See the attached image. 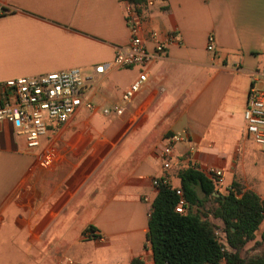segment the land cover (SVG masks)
<instances>
[{
    "label": "crops",
    "instance_id": "1",
    "mask_svg": "<svg viewBox=\"0 0 264 264\" xmlns=\"http://www.w3.org/2000/svg\"><path fill=\"white\" fill-rule=\"evenodd\" d=\"M131 1L141 0H0V104L10 81L103 66L91 102L125 107L119 117H84L81 109L50 125L35 150L0 122V264H154L146 240L152 182L167 178L179 188L177 172L188 167L221 171L219 194L238 182L264 200V148L246 135L243 120L252 91L264 100V0H153L139 11L143 39L151 48L148 32L155 31L176 42L146 68L117 69ZM142 72L146 81L124 105L121 94ZM172 135L182 140L164 170L159 151ZM47 152L54 159L42 168ZM81 160L84 170L73 174ZM50 177L51 194L71 180L53 205ZM84 212L89 218L74 223ZM261 234L264 221L255 241Z\"/></svg>",
    "mask_w": 264,
    "mask_h": 264
},
{
    "label": "built area",
    "instance_id": "2",
    "mask_svg": "<svg viewBox=\"0 0 264 264\" xmlns=\"http://www.w3.org/2000/svg\"><path fill=\"white\" fill-rule=\"evenodd\" d=\"M153 0H141L125 5L124 16L129 30V43L127 47L117 48L112 65L117 69L131 67L146 68L150 64L162 58L167 45L176 42L174 34H168L164 40H160L155 31H149L148 36L152 47L147 46L143 39V28L139 11L152 4ZM4 8L0 5V15ZM207 51L213 49V38L208 37ZM103 66H95L92 72L85 74L81 69L74 68L67 71L55 72L37 76L34 78H19L5 84V96L0 104V122L12 124L15 133L25 139L29 150L39 148L41 139L46 135L48 127L58 126L68 122L81 109L90 113L99 112L102 116L114 114L119 117L125 112L124 106L96 107L91 102V94L96 88L95 76L103 74ZM146 73L139 74L129 87L121 94L120 100L128 105L146 81ZM245 133L258 147L264 148V100L252 91L246 108L243 112ZM182 140L179 135H172L168 144L159 151V159L164 170L171 165V157L174 145ZM54 159L50 152L45 153L39 160L42 168L49 167ZM207 177L213 179L215 184L220 182L222 172L212 168L199 170ZM155 188L170 186L167 178L155 179L152 182ZM173 188V187H172ZM176 194L181 196L178 188ZM186 203L180 198L176 212L183 213ZM215 236L222 237L219 230L214 231ZM223 251L231 252L227 246ZM66 264H78L67 260ZM221 264H226L223 260Z\"/></svg>",
    "mask_w": 264,
    "mask_h": 264
},
{
    "label": "trees",
    "instance_id": "3",
    "mask_svg": "<svg viewBox=\"0 0 264 264\" xmlns=\"http://www.w3.org/2000/svg\"><path fill=\"white\" fill-rule=\"evenodd\" d=\"M177 178L181 196L170 186H159L148 214L146 240L154 264H264V234L255 241L264 200L238 182L219 194L212 180L191 167L179 170ZM180 198L186 203L183 213L175 210ZM217 229L222 237L215 236ZM252 241L254 249H262L250 255L245 247ZM224 245L231 252L223 251Z\"/></svg>",
    "mask_w": 264,
    "mask_h": 264
},
{
    "label": "rangeland",
    "instance_id": "4",
    "mask_svg": "<svg viewBox=\"0 0 264 264\" xmlns=\"http://www.w3.org/2000/svg\"><path fill=\"white\" fill-rule=\"evenodd\" d=\"M81 115H83L84 117H87L88 115H90V112L87 111V110H86V111H82ZM95 151H97V149H95ZM84 165H85V160H81L80 162H78V163H77V167H76V168L74 169V171H73V174H78V173L82 172V171L84 170V168H85ZM53 179H54V178H53ZM53 179L50 177V178L47 180V184H46V187H47V189H48L47 192H48V194L50 195L49 203H50L51 205H53L54 202L64 194V191H63L62 187H65V188L67 189V188L69 187V185H70V181H71V180L67 179V180H66V181L60 186V188H59V192H58V193H53V194H51V185H52ZM45 189H46V188H45ZM45 213H46V212L44 211V209H42V215H41V217H43ZM20 215H21V217H22V216H23V213L20 214ZM89 216H90V215L88 214V212H86V213L84 212L83 215H80V216L77 217V218L80 219V221L74 219V223H80V222H83V223H84L85 219H86V218H89ZM40 219H41V218H40ZM35 220H36V218L33 219V227H34V225L36 224V221H35ZM217 230H219V229H217ZM251 246H252V244L247 245V247L245 248V251H246L247 253H249L250 255L256 254L255 252H251V251H250ZM56 248L59 249V246L56 247ZM252 249H254V243H253V247H252ZM261 249H262V247L257 248L258 252H259ZM258 252H257V253H258Z\"/></svg>",
    "mask_w": 264,
    "mask_h": 264
}]
</instances>
